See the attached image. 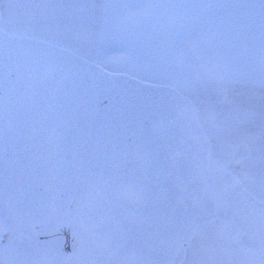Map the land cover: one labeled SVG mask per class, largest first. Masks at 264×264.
Wrapping results in <instances>:
<instances>
[{"label":"water","instance_id":"water-1","mask_svg":"<svg viewBox=\"0 0 264 264\" xmlns=\"http://www.w3.org/2000/svg\"><path fill=\"white\" fill-rule=\"evenodd\" d=\"M17 44L13 55L24 58L48 42L20 37ZM49 51L59 61L56 80L24 88L3 82L0 51V221L24 260L181 264L195 229L215 219L249 239L261 202L242 185L233 188L237 178L225 169L209 170L210 142L191 100L56 45ZM250 155L242 144L233 160ZM8 170L21 194L14 209L3 203ZM50 200L64 210L43 219L30 214ZM81 207L99 225L101 247L91 251L81 241Z\"/></svg>","mask_w":264,"mask_h":264},{"label":"rangeland","instance_id":"rangeland-1","mask_svg":"<svg viewBox=\"0 0 264 264\" xmlns=\"http://www.w3.org/2000/svg\"><path fill=\"white\" fill-rule=\"evenodd\" d=\"M75 6L118 4L126 2L157 4H211L255 3L259 0H42ZM167 13L155 10L152 19L142 26H132L124 31L115 19H104L100 9L74 7L57 12L55 18L33 32H22L21 37L37 39L74 52L93 64L113 73L125 74L145 83L172 87L193 101L199 121L211 141L209 168L223 167L244 179L246 172L257 177L255 185L245 183L247 189L262 196L259 179L263 169L255 168L254 158L236 165L232 156L240 144L262 147L261 132L248 123L252 111L250 85L253 76L262 74L258 23L252 29L257 39L244 60L233 61L234 49L247 34L229 19L222 9L188 10L190 19L171 26ZM207 17L208 19H204ZM219 31L221 38L207 40L199 34ZM254 74V75H253ZM197 75L199 79H197ZM230 78L226 100L217 101L223 92L222 81ZM252 80V81H251ZM255 148V147H254ZM263 154V153H262ZM264 161V157H263ZM229 224L213 221L199 228L187 249V258L182 264H197L200 260L231 257L220 248L211 251L214 241H203L201 232L214 234ZM232 236L241 237L239 230H230ZM12 242L0 221V245ZM17 258L23 260L16 250Z\"/></svg>","mask_w":264,"mask_h":264},{"label":"snow or ice","instance_id":"snow-or-ice-1","mask_svg":"<svg viewBox=\"0 0 264 264\" xmlns=\"http://www.w3.org/2000/svg\"><path fill=\"white\" fill-rule=\"evenodd\" d=\"M74 7H89L100 9L104 13V19H115L121 23L124 31L131 27L142 26L152 19L155 10H164L167 15L168 24L165 31L173 25L182 23L188 16V10L196 9H222L228 14L229 19L236 25L247 29V34L240 40L239 45L234 49L233 61L236 63L244 60L250 52L257 39L256 33L252 31L258 23L259 44H260V66L264 75V0L255 3H231L222 5L211 4H157L126 2L118 4L86 5L75 6L62 3L42 2V0H0V51L4 55L3 82L11 87L24 88L34 85L37 82L53 81L57 78L59 61L55 59L49 49L53 46L48 43L46 48L35 49L29 52L24 58L13 55L16 51L22 32H33L55 18L57 12L70 10ZM204 19H208L204 17ZM207 40L221 38L219 31L213 30L199 34ZM199 79V76L196 77ZM232 80L226 77L222 81L225 92L228 91ZM5 111L11 112L14 107L10 94H6ZM257 183V177L251 172L244 174V179L237 178L233 188L243 184ZM259 188L264 197V174L259 179ZM230 189H225L227 193ZM3 203L9 209H14L21 201V194L18 192L13 175L10 170L4 178ZM63 206L55 200L38 202L35 208H31L30 214L43 219L63 211ZM80 222L82 225L81 241L85 249L91 251L101 247L98 238L99 225L94 223L92 216L84 207L78 208ZM249 239L247 241L232 236L230 228L225 225L214 234L207 231L201 232L203 241H214L211 251L215 254L217 248L223 249L229 257L228 260L211 259L200 260L197 264H264V199L261 200V210L258 220H249ZM199 231V229H195ZM105 249L108 245H103ZM0 264H30L29 261L21 260L16 256V245L10 242L8 245H0ZM82 264H94L93 261L84 260Z\"/></svg>","mask_w":264,"mask_h":264},{"label":"flooded vegetation","instance_id":"flooded-vegetation-1","mask_svg":"<svg viewBox=\"0 0 264 264\" xmlns=\"http://www.w3.org/2000/svg\"><path fill=\"white\" fill-rule=\"evenodd\" d=\"M252 80H251L252 82H251L249 91H250V98L253 102V107L251 108L252 111L248 115V123H250L251 127L257 126L259 129H261V127L264 128V75H262V74L258 75L257 74L255 76H253ZM227 95H228V92H226L225 100H226ZM261 133H262L261 141L263 142V146L262 147L261 146L260 147L254 146L255 147L254 148L253 145L249 144L248 147H249L250 152H251V157L247 160L254 158V154H253L254 151H260L259 153L256 152V155H255V157H256L255 158V164H256L255 168L263 169V171L260 173L264 174V161H263V157H264V132H261ZM245 161L246 160H244L240 163H235V164L241 165ZM233 174H235V173H233ZM235 175L237 176V178L242 180L238 174H235ZM243 187L251 195H253L257 200H259L260 202L262 199H264V197L257 194V192H255V190L250 191L249 189H247L245 184H243ZM219 222H224V221H219ZM227 224H229L231 231H232V228H233V231L238 230L234 224H232V223H227ZM187 255L185 258H187Z\"/></svg>","mask_w":264,"mask_h":264}]
</instances>
